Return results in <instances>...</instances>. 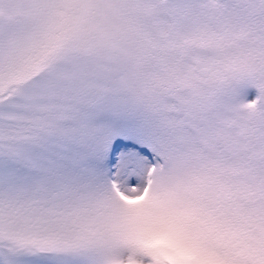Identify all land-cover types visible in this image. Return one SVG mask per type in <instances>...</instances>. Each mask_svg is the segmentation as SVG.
Wrapping results in <instances>:
<instances>
[{
  "label": "snow or ice",
  "instance_id": "obj_1",
  "mask_svg": "<svg viewBox=\"0 0 264 264\" xmlns=\"http://www.w3.org/2000/svg\"><path fill=\"white\" fill-rule=\"evenodd\" d=\"M0 264H264V0H0Z\"/></svg>",
  "mask_w": 264,
  "mask_h": 264
}]
</instances>
